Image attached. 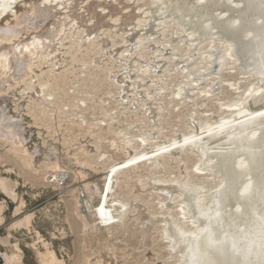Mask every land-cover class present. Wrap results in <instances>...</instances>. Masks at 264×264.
<instances>
[{
  "label": "bare ground",
  "instance_id": "6f19581e",
  "mask_svg": "<svg viewBox=\"0 0 264 264\" xmlns=\"http://www.w3.org/2000/svg\"><path fill=\"white\" fill-rule=\"evenodd\" d=\"M24 1L0 0V20L15 17ZM52 1H60L65 9L71 5V0ZM114 1H117L118 11L114 20L109 18L108 51L117 54V68L123 76L117 92L119 103L101 116L99 122L115 120L121 107L134 110L139 106L142 114L151 111L154 115L137 130L133 129V121L121 127L119 147H113L116 140L101 144L97 160L108 157L109 153L113 156L104 167L100 187L96 186L95 191L88 187L96 194L97 201L93 204L87 196L80 202L82 213L108 228L127 223L130 204H135L134 214L141 225L151 226L152 233H158L171 264H185L190 258L177 232L190 238L205 227H210L217 238L223 237L225 232L228 234L224 252L215 259L224 264H259L262 257L257 217L264 212L260 198L264 178V130L259 127V118L255 123L249 118L264 112L261 99L264 69L258 39L264 0H232L231 4L228 0H206L204 5L196 4L195 0ZM237 4L240 7H236ZM65 17L68 24L61 28L60 45L56 53L53 52L62 60L67 57V46L75 38L77 29L75 18ZM91 20L89 17L87 22ZM115 32L123 33L117 42L110 39ZM5 57H0V80L12 70ZM250 92L253 95L250 96ZM49 95L51 91L47 92ZM79 103L85 104L86 99L81 98ZM171 108H185L183 116L180 113L185 127H177L171 134L162 136L166 124L161 117ZM85 113L77 112L83 124L88 117ZM253 132L256 133L254 138ZM185 139L189 142L185 143ZM185 152L193 156L189 168L183 166ZM163 154L179 158L177 169L168 174L157 170L139 172L129 180L133 191L155 195L157 206L154 209L147 202L134 200L117 190L123 169L138 167L144 161H156ZM241 163L247 167H239ZM249 177L253 182L252 194L241 198L238 191L248 183ZM233 241L238 253L231 251ZM42 256V264H62L53 251ZM9 264L23 263L17 258Z\"/></svg>",
  "mask_w": 264,
  "mask_h": 264
},
{
  "label": "rangeland",
  "instance_id": "374dc122",
  "mask_svg": "<svg viewBox=\"0 0 264 264\" xmlns=\"http://www.w3.org/2000/svg\"><path fill=\"white\" fill-rule=\"evenodd\" d=\"M26 1L15 17L0 20V57L7 56L12 66L0 80V264L17 258L23 264H42L48 251L62 264H171L158 233L134 214L135 204H130L127 223L108 228L81 211L87 196L93 204L97 201L91 190L102 184L104 167L113 156L97 160L101 144L116 140L113 147H119L121 127L133 121L137 130L154 115L142 114L139 106L121 107L115 120L99 122L120 100L123 73L117 54L108 51L109 18L116 17L117 1L71 0L67 9L60 1ZM65 16L75 18L77 29L62 60L53 52L68 24ZM90 30L95 32L88 37ZM121 34L110 39L117 42ZM81 98L86 103L79 105ZM180 109L163 113L162 136L185 127V108ZM82 110L88 115L85 124L77 115ZM159 157L123 169L117 190L154 209L155 195L133 191L129 180L139 172L177 169L178 157ZM185 159L183 166L189 168L193 156L185 152Z\"/></svg>",
  "mask_w": 264,
  "mask_h": 264
},
{
  "label": "snow or ice",
  "instance_id": "6c2138e0",
  "mask_svg": "<svg viewBox=\"0 0 264 264\" xmlns=\"http://www.w3.org/2000/svg\"><path fill=\"white\" fill-rule=\"evenodd\" d=\"M195 3L198 5H204L206 0H195ZM228 3L231 4L232 0H228ZM236 7H240L239 4ZM219 16L218 13H216ZM236 23H240V21H236ZM260 24V35L258 37L261 45V67L264 69V17L259 21ZM249 35H252L249 33ZM249 95H253V93H249ZM261 99L264 101V89H262ZM256 118H259V127L264 130V112H257L255 117H250V122L255 123ZM253 138L256 136V133H252ZM189 140L185 139V143H188ZM167 151V149H164ZM241 168H246L247 165L241 163L239 165ZM115 171V169H113ZM253 191V182L251 177L248 178V183L242 185V187L238 191V195L241 198L249 197ZM197 195V193H193V196ZM260 198L261 204L264 205V178H262V184L260 189ZM239 211V209H237ZM102 214L103 211L101 210ZM217 217L220 216V213H216ZM259 221V236H260V255L261 260L259 264H264V212L261 213L257 217ZM243 231V229H241ZM167 235V234H166ZM177 237L181 243L187 246L188 253H190V258L185 261V264H224V262L215 259L214 257L217 254H222L225 250V246L227 244L228 234L225 232L223 237L217 238L216 234L212 232L210 227H205L201 229L198 233L191 234V237H186L183 233L177 232ZM175 250V248H173ZM231 251L233 253H238L239 249L237 248V244L233 241L231 246ZM250 254V249H249ZM232 264H236V262H232ZM247 264V262H245Z\"/></svg>",
  "mask_w": 264,
  "mask_h": 264
}]
</instances>
